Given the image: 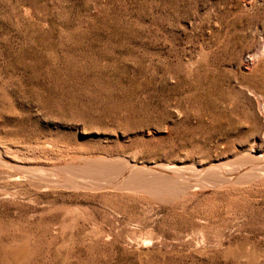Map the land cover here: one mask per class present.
I'll list each match as a JSON object with an SVG mask.
<instances>
[{
    "label": "rangeland",
    "instance_id": "obj_1",
    "mask_svg": "<svg viewBox=\"0 0 264 264\" xmlns=\"http://www.w3.org/2000/svg\"><path fill=\"white\" fill-rule=\"evenodd\" d=\"M0 264H264V0H0Z\"/></svg>",
    "mask_w": 264,
    "mask_h": 264
},
{
    "label": "bare ground",
    "instance_id": "obj_2",
    "mask_svg": "<svg viewBox=\"0 0 264 264\" xmlns=\"http://www.w3.org/2000/svg\"><path fill=\"white\" fill-rule=\"evenodd\" d=\"M90 164V163H89ZM92 165V164H91ZM94 165V164H93ZM98 166V165H97ZM70 170V169H69ZM125 170V171H124ZM87 171V170H86ZM90 171V170H89ZM94 172V171H93ZM229 172V171H228ZM85 173V172H84ZM97 173V172H96ZM125 173V175L127 176L128 174H131L132 172L130 171V168L126 167L121 169L120 175L122 176ZM115 174V172H114ZM190 174V173H189ZM224 174V173H223ZM133 175V174H132ZM229 175V173H228ZM129 176V175H128ZM158 178L156 180V188H162V186H170L172 184H180L181 186H183V181L184 179H182L181 174L179 173L178 168H164L163 170L161 169L159 171V174L156 175ZM221 176V175H220ZM243 176V175H242ZM232 177V176H231ZM137 178V177H136ZM228 178V177H226ZM60 179V178H59ZM219 179V178H218ZM222 179V178H221ZM232 179V178H231ZM66 180V179H65ZM183 180V181H182ZM215 180V179H214ZM195 181V180H194ZM230 181V179H229ZM147 181H145V183H143L141 186H147L149 185L148 183H146ZM213 182V181H212ZM194 186V185H193ZM166 188V187H165ZM148 190V189H147ZM165 194V193H164Z\"/></svg>",
    "mask_w": 264,
    "mask_h": 264
}]
</instances>
